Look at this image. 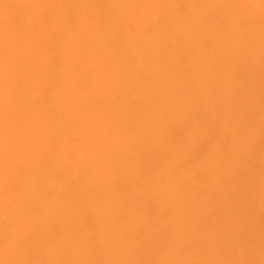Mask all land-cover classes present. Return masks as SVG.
Here are the masks:
<instances>
[{
  "label": "bare ground",
  "instance_id": "obj_1",
  "mask_svg": "<svg viewBox=\"0 0 264 264\" xmlns=\"http://www.w3.org/2000/svg\"><path fill=\"white\" fill-rule=\"evenodd\" d=\"M262 17L260 0H0V261L259 264Z\"/></svg>",
  "mask_w": 264,
  "mask_h": 264
},
{
  "label": "snow or ice",
  "instance_id": "obj_2",
  "mask_svg": "<svg viewBox=\"0 0 264 264\" xmlns=\"http://www.w3.org/2000/svg\"><path fill=\"white\" fill-rule=\"evenodd\" d=\"M260 7L264 11V0H260ZM264 19V17H262ZM12 245L15 248H27L29 246V237L27 234L17 236L15 233H9ZM264 256V250H262ZM0 264H257L254 260H234V261H110V262H88V261H48L31 259H6L0 261ZM264 264V258L259 261Z\"/></svg>",
  "mask_w": 264,
  "mask_h": 264
}]
</instances>
